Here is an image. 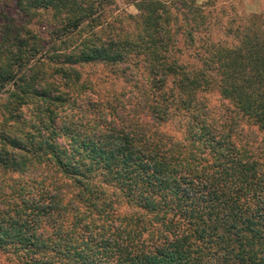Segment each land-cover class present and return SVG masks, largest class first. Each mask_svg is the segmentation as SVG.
Returning <instances> with one entry per match:
<instances>
[{
    "label": "trees",
    "instance_id": "16d2710c",
    "mask_svg": "<svg viewBox=\"0 0 264 264\" xmlns=\"http://www.w3.org/2000/svg\"><path fill=\"white\" fill-rule=\"evenodd\" d=\"M125 1L135 14L115 13V0H0V160L18 173L44 165L99 215L119 193L148 218L129 217L126 241L104 226L67 232L54 218L64 211L57 189L48 203L21 201L25 219L0 221V251L17 264H264L258 16L227 28L235 43L197 47L196 34L216 25L206 3ZM94 66L119 73L134 100L121 122L73 129ZM213 94L227 105H211Z\"/></svg>",
    "mask_w": 264,
    "mask_h": 264
},
{
    "label": "rangeland",
    "instance_id": "374dc122",
    "mask_svg": "<svg viewBox=\"0 0 264 264\" xmlns=\"http://www.w3.org/2000/svg\"><path fill=\"white\" fill-rule=\"evenodd\" d=\"M167 1L175 9L178 10L179 7L183 11L178 3L180 0ZM205 3L206 6L203 11L204 13L210 12L209 21L216 25L210 33L196 34L197 47H201L207 40L227 44L235 43V38L232 35L225 34L227 28L230 27L233 31L238 26H243L246 23V18L250 15L258 16L260 24L264 29V0L198 1L199 5H205ZM8 11L10 12V10ZM114 12L125 15L135 14L136 10L125 0H115ZM31 30L34 35L39 34V37L47 43L49 38L46 31L38 30L36 26ZM190 53L188 50L184 51L186 55H190ZM83 75L84 78L89 79L94 88H92V92L86 90L75 102V107L71 108L70 116L73 117V125L69 123L71 127L75 129L78 125H81L84 128L90 129L93 125H100L99 121H110L112 116L117 117V115L118 121L121 122V117L129 113L130 102L134 99L130 97L129 87L124 84L119 73L112 71L109 67L94 66L84 68ZM53 79L55 80V76ZM56 81L59 83L60 80L57 78ZM221 102L217 94L212 95L211 105H219V107H221L220 104L227 105L225 101ZM111 111H114V113ZM7 150L11 151L10 149ZM1 159L3 160H0V221L3 219L5 221L14 220V218H17L14 217L16 211H19V218L25 219L30 210L17 206L21 201H28V204L32 203L39 206L40 202L48 203V199H50L53 193L57 192V189L63 192L60 207H63L61 209H64V211L59 212L60 216H57V213H55L54 218L58 219L56 224L63 226V229L67 232H69L67 230L69 226L73 227L76 225L75 227H79L78 230H80L78 233H81V231L85 230L84 227L89 225L91 226L92 233L97 234V232H102L101 228L104 226L109 236L113 234V228L121 236V234L129 232L131 229H135L129 217L148 218L142 211L126 204L119 193L116 194L114 208H106L105 212L99 215V212L89 207L90 205L86 203L85 196H80L81 194L76 187L71 186L66 188L62 181L67 185L70 182L62 180L58 174H54L52 170L45 168L44 165H37L33 169L18 173L11 170V163L4 162L7 158ZM46 192L48 194L44 197L47 200H42V193ZM104 199L106 200V197ZM81 211H83L82 214ZM31 218L32 215L28 217V220ZM41 220H44V218H41ZM40 227L48 231L52 230L49 224L46 225L45 221L40 224ZM122 238L123 241H126L125 236ZM0 264H17V260L7 251H0Z\"/></svg>",
    "mask_w": 264,
    "mask_h": 264
}]
</instances>
